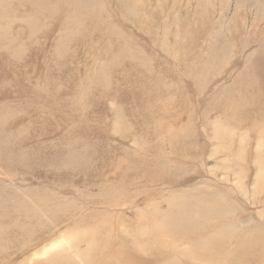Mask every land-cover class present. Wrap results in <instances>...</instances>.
I'll return each instance as SVG.
<instances>
[{
    "label": "rangeland",
    "instance_id": "obj_1",
    "mask_svg": "<svg viewBox=\"0 0 264 264\" xmlns=\"http://www.w3.org/2000/svg\"><path fill=\"white\" fill-rule=\"evenodd\" d=\"M0 264H264V0H0Z\"/></svg>",
    "mask_w": 264,
    "mask_h": 264
}]
</instances>
